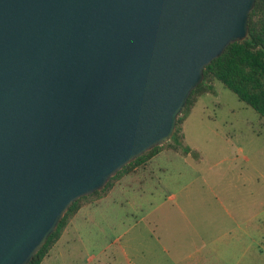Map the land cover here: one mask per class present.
I'll return each mask as SVG.
<instances>
[{
  "label": "water",
  "instance_id": "95a60500",
  "mask_svg": "<svg viewBox=\"0 0 264 264\" xmlns=\"http://www.w3.org/2000/svg\"><path fill=\"white\" fill-rule=\"evenodd\" d=\"M254 0H0V264L172 134Z\"/></svg>",
  "mask_w": 264,
  "mask_h": 264
},
{
  "label": "crops",
  "instance_id": "0c3cea01",
  "mask_svg": "<svg viewBox=\"0 0 264 264\" xmlns=\"http://www.w3.org/2000/svg\"><path fill=\"white\" fill-rule=\"evenodd\" d=\"M189 155V150L159 148L142 167L119 175L105 193L84 200L39 264H99L120 228L139 222L147 242L142 249L132 245L131 264H264L262 222L236 217L227 208L226 219L214 216L210 224L195 225L199 213L206 217L209 210L194 204L208 198L200 187L181 184L183 164L193 167ZM214 227L219 232L209 231ZM139 231L127 241L138 239Z\"/></svg>",
  "mask_w": 264,
  "mask_h": 264
},
{
  "label": "rangeland",
  "instance_id": "374dc122",
  "mask_svg": "<svg viewBox=\"0 0 264 264\" xmlns=\"http://www.w3.org/2000/svg\"><path fill=\"white\" fill-rule=\"evenodd\" d=\"M181 116V144L189 148L193 163V167L183 164L181 184L200 187L208 198L194 204L196 210L202 205L209 210L206 217L199 213L195 225L210 224L214 216L226 219L227 208L236 217L264 224V119L217 79L212 81V91L197 96ZM168 142L161 148L168 147ZM128 225L120 228L123 232L114 242L107 243L99 264H131L132 245L146 247L139 231L142 224ZM138 231V239L128 242ZM209 231L219 232L215 227Z\"/></svg>",
  "mask_w": 264,
  "mask_h": 264
},
{
  "label": "trees",
  "instance_id": "16d2710c",
  "mask_svg": "<svg viewBox=\"0 0 264 264\" xmlns=\"http://www.w3.org/2000/svg\"><path fill=\"white\" fill-rule=\"evenodd\" d=\"M247 24V34L243 39L229 42L220 54L204 65L201 80L189 91L184 106L176 116L173 132L168 138L171 140L170 143L168 142L169 147L181 153L189 150L186 145L181 144L183 137L180 130V122L183 118L181 114L193 105L197 96L212 91L214 79L219 80L224 87L234 92L240 100L264 119V0H254L248 12ZM162 145L157 144L143 151L122 165L99 189L74 199L57 222L54 230L48 234L43 244L26 264H39L60 235L70 216L84 200L105 193L122 173L130 172L135 167H142Z\"/></svg>",
  "mask_w": 264,
  "mask_h": 264
}]
</instances>
